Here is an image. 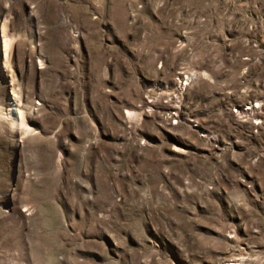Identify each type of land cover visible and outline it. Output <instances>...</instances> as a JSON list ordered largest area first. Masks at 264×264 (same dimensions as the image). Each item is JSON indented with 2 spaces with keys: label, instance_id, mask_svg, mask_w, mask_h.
Segmentation results:
<instances>
[{
  "label": "rangeland",
  "instance_id": "374dc122",
  "mask_svg": "<svg viewBox=\"0 0 264 264\" xmlns=\"http://www.w3.org/2000/svg\"><path fill=\"white\" fill-rule=\"evenodd\" d=\"M0 264H264V0H0Z\"/></svg>",
  "mask_w": 264,
  "mask_h": 264
},
{
  "label": "bare ground",
  "instance_id": "6f19581e",
  "mask_svg": "<svg viewBox=\"0 0 264 264\" xmlns=\"http://www.w3.org/2000/svg\"><path fill=\"white\" fill-rule=\"evenodd\" d=\"M7 48H8V39L5 38L4 39V52H7ZM10 116V122L11 125L14 129L18 130V134L20 136V138L25 134L28 133L29 134V129L28 126L25 124L24 120H23V116H22V112L21 109L19 107H14L12 108L11 112L9 113ZM22 139V138H21Z\"/></svg>",
  "mask_w": 264,
  "mask_h": 264
},
{
  "label": "built area",
  "instance_id": "2783aa9c",
  "mask_svg": "<svg viewBox=\"0 0 264 264\" xmlns=\"http://www.w3.org/2000/svg\"><path fill=\"white\" fill-rule=\"evenodd\" d=\"M181 83H182V82H179V85H178V86H180V85H181ZM249 108H250V107H245L244 109H249Z\"/></svg>",
  "mask_w": 264,
  "mask_h": 264
}]
</instances>
